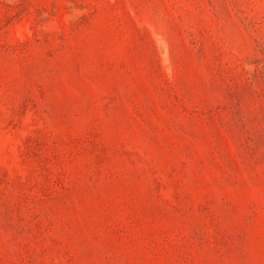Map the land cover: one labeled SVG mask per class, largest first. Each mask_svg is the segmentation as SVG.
Segmentation results:
<instances>
[{
  "label": "rangeland",
  "instance_id": "obj_1",
  "mask_svg": "<svg viewBox=\"0 0 264 264\" xmlns=\"http://www.w3.org/2000/svg\"><path fill=\"white\" fill-rule=\"evenodd\" d=\"M0 264H264V0H0Z\"/></svg>",
  "mask_w": 264,
  "mask_h": 264
}]
</instances>
